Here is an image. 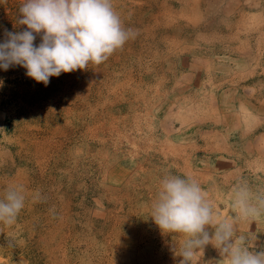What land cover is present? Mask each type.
<instances>
[{"label": "rangeland", "instance_id": "obj_1", "mask_svg": "<svg viewBox=\"0 0 264 264\" xmlns=\"http://www.w3.org/2000/svg\"><path fill=\"white\" fill-rule=\"evenodd\" d=\"M24 2L0 0V42ZM112 4L136 35L107 61L47 86L0 69V199L25 197L0 264H180L185 238L150 216L164 175L198 182L217 223L236 185L264 192V0ZM236 229L264 250V216Z\"/></svg>", "mask_w": 264, "mask_h": 264}, {"label": "clouds", "instance_id": "obj_2", "mask_svg": "<svg viewBox=\"0 0 264 264\" xmlns=\"http://www.w3.org/2000/svg\"><path fill=\"white\" fill-rule=\"evenodd\" d=\"M19 12L17 23L26 29L5 30L0 69L19 65L27 70L26 76L45 86L62 72L84 70L89 63L100 65L136 35L123 26L112 0H25ZM37 35L41 42L35 45ZM24 200L20 190L8 189L0 199V222L13 224ZM231 203L234 215L217 223L214 206L199 183L169 173L160 180L150 216L162 232L185 238L180 264H193L209 244L222 257L217 264H264V250L255 251L248 236L236 235L238 222L264 216V192L254 194L238 184Z\"/></svg>", "mask_w": 264, "mask_h": 264}, {"label": "crops", "instance_id": "obj_3", "mask_svg": "<svg viewBox=\"0 0 264 264\" xmlns=\"http://www.w3.org/2000/svg\"><path fill=\"white\" fill-rule=\"evenodd\" d=\"M264 133V132H263Z\"/></svg>", "mask_w": 264, "mask_h": 264}]
</instances>
